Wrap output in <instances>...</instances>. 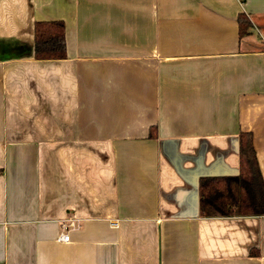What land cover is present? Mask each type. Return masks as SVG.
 <instances>
[{
    "label": "crops",
    "instance_id": "1",
    "mask_svg": "<svg viewBox=\"0 0 264 264\" xmlns=\"http://www.w3.org/2000/svg\"><path fill=\"white\" fill-rule=\"evenodd\" d=\"M240 131L264 181V0H0V264H264V215L198 211Z\"/></svg>",
    "mask_w": 264,
    "mask_h": 264
},
{
    "label": "trees",
    "instance_id": "2",
    "mask_svg": "<svg viewBox=\"0 0 264 264\" xmlns=\"http://www.w3.org/2000/svg\"><path fill=\"white\" fill-rule=\"evenodd\" d=\"M237 21L241 36L251 23L244 13L238 14ZM33 55L40 60L66 57L64 23L61 20L35 22ZM238 166L236 175L201 176L198 179L200 216L264 215V181L250 131L238 134Z\"/></svg>",
    "mask_w": 264,
    "mask_h": 264
},
{
    "label": "built area",
    "instance_id": "3",
    "mask_svg": "<svg viewBox=\"0 0 264 264\" xmlns=\"http://www.w3.org/2000/svg\"><path fill=\"white\" fill-rule=\"evenodd\" d=\"M63 241H68L69 240V233L66 231L64 234H61L59 237Z\"/></svg>",
    "mask_w": 264,
    "mask_h": 264
}]
</instances>
